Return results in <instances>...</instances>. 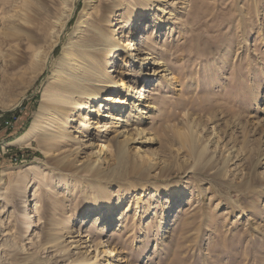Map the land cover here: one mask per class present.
Instances as JSON below:
<instances>
[{
  "label": "rangeland",
  "instance_id": "1",
  "mask_svg": "<svg viewBox=\"0 0 264 264\" xmlns=\"http://www.w3.org/2000/svg\"><path fill=\"white\" fill-rule=\"evenodd\" d=\"M89 2L88 13L108 5L167 67L138 84L153 138L139 147L156 164L96 163L109 180L95 186L77 171L93 160L64 152L85 134H65L74 112L62 135L40 127L46 111L36 139L14 144L53 84L46 56L65 16L76 17L64 44ZM130 66L118 62L112 79L129 83ZM0 114V264H264V0H0ZM90 132L98 148L114 136ZM118 197L125 223L100 230ZM32 198L28 222L23 203Z\"/></svg>",
  "mask_w": 264,
  "mask_h": 264
},
{
  "label": "bare ground",
  "instance_id": "2",
  "mask_svg": "<svg viewBox=\"0 0 264 264\" xmlns=\"http://www.w3.org/2000/svg\"><path fill=\"white\" fill-rule=\"evenodd\" d=\"M92 1L97 2L98 0ZM135 3L140 4L141 0H135ZM89 5L90 2L85 3L83 11L79 14L74 25L71 26L73 39H70L65 44L62 42V36L70 28L69 22L76 17L75 13L71 11L65 16L61 24L53 46L46 56V64H50L54 59V64L51 67L53 72L50 76L53 84L47 87L42 94L38 113L34 115L32 124L22 142L27 144L29 140L36 139L41 113L50 112V117H47L40 127L42 129H49L50 127L51 132L54 133L58 130L57 134L62 135V130H60L62 122L68 117L67 115L74 112L71 122H75V126L78 127L75 128L74 126V129L71 127L72 130L67 131L65 134L72 133L73 141L76 138L74 135L79 132L80 128L85 130V134L79 147H71V149L64 152L80 155L85 153V158L93 160L94 163L92 165L83 166L77 171L89 174L95 186L109 180L107 173L103 172L102 168H98L100 166L96 163H104L107 168H115L110 166L113 164L128 163L135 164L133 167H136V164L140 161H145L148 165L156 164L139 147L152 143L153 138L143 127V122L147 119L143 110L149 108L150 98L145 95L146 91L143 88H138V84H148L149 78L158 77L161 72L167 71V67L150 50L149 44H146L145 50L147 52L137 46L136 33L128 32L129 27H126L125 24L123 25L122 21H118V17L111 13L108 5L88 13ZM171 20L164 18L162 23L169 26L172 24ZM117 24L122 25L116 29L114 27ZM121 29H123L121 32L123 33L124 41L118 37V33H120L118 30ZM137 30V32H141L142 25H139ZM126 33L127 35H125ZM127 38H130L131 42H127L125 40ZM58 45L61 46L59 54L53 56V52ZM113 55H115V58L111 59L108 64L107 60ZM130 61L129 75L131 78L129 83L123 80H113L111 74L117 73V76L120 74L118 62L127 63ZM106 68L109 70L107 71ZM161 77L163 76L161 75ZM96 106L97 108H95ZM104 108H106L105 111ZM80 111H86L87 114L79 115ZM127 112L128 115H126ZM94 117L97 118L94 120ZM101 128H103V131H108L109 135L114 134V136L109 139L107 146L100 145L98 148V145L94 146L91 142L90 129H95L98 132ZM131 146L134 148L133 153H130L129 150ZM95 148L96 150L93 151ZM107 151L109 152L108 154ZM35 184L36 177L29 185V188ZM33 200L34 198L31 200L27 199L23 203L24 215L28 222L31 221L33 212L31 202ZM123 203V199L118 197L114 201L113 206L111 205L108 208L104 217L98 218L100 220L104 218L102 222L108 221L106 225H102L103 227L100 230L116 222L120 226L125 223L121 216ZM165 230L166 228L163 232ZM78 242L81 244V239ZM73 248L78 249L76 247ZM112 252L113 249L107 247L105 253H103L111 255ZM96 253L97 248H95V256ZM77 262H79L78 264H90L84 259Z\"/></svg>",
  "mask_w": 264,
  "mask_h": 264
},
{
  "label": "crops",
  "instance_id": "3",
  "mask_svg": "<svg viewBox=\"0 0 264 264\" xmlns=\"http://www.w3.org/2000/svg\"><path fill=\"white\" fill-rule=\"evenodd\" d=\"M3 118H4V114H0V121H1ZM24 136H25V134L22 135L19 139H17V140L14 142V144L18 145V146H19L20 148H22V149H23V148H27V147L25 146V144L22 143ZM7 137H8V135L6 136V138H7ZM2 140H4V138H3V134H0V142H1ZM0 158H1V155H0ZM4 162H5V160L0 161V166H1L2 164H4ZM1 176H4V174L2 173Z\"/></svg>",
  "mask_w": 264,
  "mask_h": 264
},
{
  "label": "built area",
  "instance_id": "4",
  "mask_svg": "<svg viewBox=\"0 0 264 264\" xmlns=\"http://www.w3.org/2000/svg\"><path fill=\"white\" fill-rule=\"evenodd\" d=\"M12 119H15V118H12ZM11 123H12V122H10V121H5V122H4V125H5L7 128H10V127L12 126Z\"/></svg>",
  "mask_w": 264,
  "mask_h": 264
}]
</instances>
